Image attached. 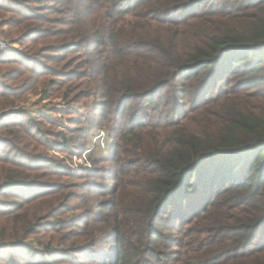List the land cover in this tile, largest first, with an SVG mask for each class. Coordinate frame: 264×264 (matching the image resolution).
<instances>
[{"label": "trees", "instance_id": "1", "mask_svg": "<svg viewBox=\"0 0 264 264\" xmlns=\"http://www.w3.org/2000/svg\"><path fill=\"white\" fill-rule=\"evenodd\" d=\"M2 39L0 264H264V0H0Z\"/></svg>", "mask_w": 264, "mask_h": 264}, {"label": "rangeland", "instance_id": "2", "mask_svg": "<svg viewBox=\"0 0 264 264\" xmlns=\"http://www.w3.org/2000/svg\"><path fill=\"white\" fill-rule=\"evenodd\" d=\"M76 5L79 7V2H76L75 3V6ZM77 6H76V8H78ZM84 8H88V6H86ZM78 28H81V30H83V31L86 30V29H90L91 28V23H89V24H87L85 26H82V24H79V27ZM91 39L92 38H90V37L87 38V39L84 38V39H82V42L85 43V44H88V43L91 42L90 41ZM2 41H4V40L2 39ZM7 45H8V48L5 49V50H1V51L7 52V51H20L21 50V47H20L19 44L7 42ZM82 54H83V52L77 53V55H76L77 58L80 57ZM35 94L36 93H33V95L32 94L28 95L26 102L23 103V104L21 103L20 106L23 107V108H29V111H31L34 114V116L36 117V119L37 118H41V120L44 121L43 122L44 123V126H46L48 129H50V128H52V125L49 124V122L51 120H54L56 117H59L60 116V114L58 112H56V114H53L54 112L52 111V110L55 111V109H58V103H59L60 100H52V101H46V102H44L45 101L44 100L39 105L37 103V101H39L42 98H41L40 95H35ZM61 104H64V103H61ZM183 106H185V108H188L190 105H185L184 104ZM79 108L81 110L84 109L83 108V105H80ZM64 123H66L65 126H68V121L67 120H65ZM105 125L106 126L104 128H101V129L100 128H95L94 131L92 132V134H90L88 146H87L86 150L84 151V153L82 155L74 154L72 157H67V156L63 155V153H60V152L57 151V150H59V148L55 149V151L52 152L53 155L57 159H61V160H65L66 161V163H67V165H68V167L70 169V174H74V175L79 174V172L81 170H83V169H87V170H90V171L93 170L94 162L91 161V159H93L92 158L93 157V154L95 153L94 156H97L96 155L97 151L100 148H102L100 140L97 141V135L105 132V134L107 135V138H104L103 144L105 145V147H108L109 146V148L112 149L111 144H113V143H112V141L110 139V133L117 127V125L118 126H122V125L120 123H118L115 127H113V125H111L110 127H109L108 124H105ZM110 128H112V129H110ZM117 131H124V130L123 129H117L116 128V131H115L114 135H116V132ZM89 150H92V152L89 154V159H88L89 160V164L88 165L80 164L79 161H78V159L80 157H82L83 155H84V157L87 156V151H89ZM110 152H111V150L110 151H107L105 154H100V155H102V157L104 159V158H106V157H108L110 155ZM99 166L100 167L106 166V169L109 170V171H108L107 174H102V176H103V179L102 180H97L96 179L97 180L96 181V185L93 186V187L95 188L97 185H106L107 187H111L112 188L113 183L110 182V179L108 181V179H106V178H111L112 176H116L117 173L116 174H113V172L111 171V167L109 165L100 164ZM93 175H97L95 171L93 172ZM104 176H109V177H104ZM86 189H88V188H86ZM84 195L85 196H88V193L86 192ZM93 198H95L96 200H98V197H96L95 195L93 196ZM5 200H10V199H7L6 198ZM188 201H193V200L190 199ZM8 202H11V201H8ZM80 202L81 201H79V200L76 199L74 201H71L69 204L76 203V207H77V206H79V203ZM184 206L186 208V207H188V204H185ZM79 257H80V259H84L85 260V255H82L81 254V255H79Z\"/></svg>", "mask_w": 264, "mask_h": 264}, {"label": "built area", "instance_id": "3", "mask_svg": "<svg viewBox=\"0 0 264 264\" xmlns=\"http://www.w3.org/2000/svg\"><path fill=\"white\" fill-rule=\"evenodd\" d=\"M7 48H8L7 42L1 40L0 41V49L1 50H5ZM106 137H107V135L105 134V132L97 135V141L100 140L102 148H105V145L103 144V142H104V138H106ZM91 152H92V150H89V151H87V156L84 157V155H83L82 157H80L78 159L79 163L88 165L89 164V160H88L89 159V154Z\"/></svg>", "mask_w": 264, "mask_h": 264}, {"label": "crops", "instance_id": "4", "mask_svg": "<svg viewBox=\"0 0 264 264\" xmlns=\"http://www.w3.org/2000/svg\"><path fill=\"white\" fill-rule=\"evenodd\" d=\"M107 138V137H106ZM110 142V141H109ZM111 146H112V144H111ZM111 150V148H109V146L108 147H105V148H100L98 151H97V153H96V155H97V157L99 158V159H101V158H103L102 157V155H100V154H105L107 151H110Z\"/></svg>", "mask_w": 264, "mask_h": 264}]
</instances>
